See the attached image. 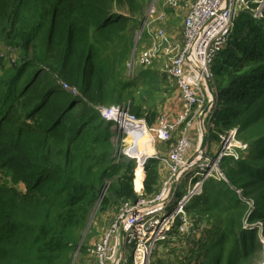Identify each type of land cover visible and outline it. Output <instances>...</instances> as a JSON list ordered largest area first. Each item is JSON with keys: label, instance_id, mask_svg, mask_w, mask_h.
<instances>
[{"label": "trees", "instance_id": "1", "mask_svg": "<svg viewBox=\"0 0 264 264\" xmlns=\"http://www.w3.org/2000/svg\"><path fill=\"white\" fill-rule=\"evenodd\" d=\"M149 3L0 0V264H79L94 233L91 215L113 209L116 219L124 204L160 191L161 162L136 169L100 116V108L128 104L153 126L161 113L150 103L157 74L126 76ZM257 6L238 13L212 59L216 103L205 120L208 139L235 128L248 151L220 166L226 181H206L203 200L187 206L192 233L174 228L164 240L185 248L152 264H264V4L261 17ZM146 39L143 31L135 52ZM142 136L144 158L153 149Z\"/></svg>", "mask_w": 264, "mask_h": 264}, {"label": "built area", "instance_id": "2", "mask_svg": "<svg viewBox=\"0 0 264 264\" xmlns=\"http://www.w3.org/2000/svg\"><path fill=\"white\" fill-rule=\"evenodd\" d=\"M253 2H258L254 16L261 17L264 0H228L227 8L220 14L217 12L223 0L156 1L151 11L153 19L146 27L145 23L143 28L148 36V47L138 54L137 63L143 67L152 66L156 64L159 54L163 51L165 57L162 60L160 71L174 81L180 111L173 120H170L168 115L166 116L167 112H161L153 126H148L144 119L136 118L131 114L128 104L100 108V116L103 120L113 123L111 130L115 133L116 139L120 140L118 151L124 138L132 141L134 147L130 152L133 154L127 156L136 162V169L141 167L144 173V165L149 159L161 162L164 171L161 188L151 200L139 198L136 203H126L121 207L119 215L93 246V254L86 264H111L113 262L117 251V231L120 223L123 226L124 253L118 264L128 263L127 253L129 251L132 264H149L150 254L156 243L167 239L174 228L183 236L192 233L194 224L186 208L194 198L203 196V186L206 181L211 179L226 181L220 168L221 160L231 158L238 161L247 153L248 145L237 139V130L233 128L219 134L218 142H216L219 148L214 156L208 152L207 140L202 152L189 161L198 147L196 140L200 141V130L197 139L194 138L192 132L209 100L202 76L211 82L212 74L209 68L212 59L224 46L238 13L247 9ZM180 8L186 11L182 23V40L179 43H171L163 27L166 22L165 9ZM212 17L214 19L199 35L201 28ZM156 22L158 26L153 25ZM195 40L196 43L190 57V49ZM128 72L130 73L129 65ZM211 116L212 111L205 117V120L209 122ZM180 126L181 130L176 144L167 155L161 156L154 152L146 155L147 158L143 160L141 156L134 154L140 146L135 143L134 137L138 131L146 132L151 141L149 143L146 141L145 144L152 146V140L154 144L169 141L171 134ZM175 179L177 184L182 179H186L189 189L170 210L169 203L175 190L170 197L168 195L171 183ZM137 194L142 196V187ZM245 204L249 209L252 208L251 202L245 201ZM257 226L261 228L262 225L258 223ZM205 227V224L200 223L197 232L202 233Z\"/></svg>", "mask_w": 264, "mask_h": 264}, {"label": "rangeland", "instance_id": "3", "mask_svg": "<svg viewBox=\"0 0 264 264\" xmlns=\"http://www.w3.org/2000/svg\"><path fill=\"white\" fill-rule=\"evenodd\" d=\"M156 1L157 0H151L150 3L148 4L147 10H146V13L144 16V18H146L145 27L153 19V15H151V11L153 10V8L155 6ZM166 10L167 9H165V11ZM168 10H170V13H169V15H167L165 13L166 14V18H165L166 22L163 25V27L165 28V32L169 38V41L171 43H174L175 40H179V36L181 34L182 23H183L186 11L184 9H181V8L177 9V10H171V9H168ZM153 25L158 26V23L156 22ZM138 32H139V30L136 33V37L138 35ZM147 47H148V39H146L144 42H142L140 44L138 51L135 52L136 55H133L132 59L127 64L126 76L134 79L137 77V74L140 71H145V72L149 71V70L154 71L157 74L156 77L160 81V87H159V90L157 91L156 95H154V99L151 100L150 103L153 104L155 106V108H157L159 113L165 112V111H162V109L166 108V105L169 103V100L174 95L171 92V90H172V87L175 85V83L173 81H170L167 76L157 73L158 70H160L161 64L163 63L162 60L165 57V55L163 54V51L159 54L155 65H152L149 67H143L137 63L138 54H140V52L143 49H145V48L147 49ZM13 55H14V58H16V55L15 54H13ZM7 59L9 60V56H7ZM128 65L130 67V73L128 72ZM133 67H134V72H133ZM152 67H154L157 70H152L151 69ZM147 97H146V99L143 100L144 102L148 101ZM174 100L175 99H173V101ZM166 116H167V114H166ZM180 130H181V126L179 128H177V130L171 134L173 142L177 139V137L180 133ZM143 134L146 136L147 142L149 143L151 140L149 139V137H147L146 132H143ZM143 134H142V132H138L137 136H138L139 140H138V142L136 141L135 143L140 145V146H139V150H136L134 152V154L141 156V157H142L141 153H142V150L144 147L143 141L145 140L142 136ZM192 134L193 135L195 134L194 138L196 137L195 139H197V137L199 135V129H198L197 125L195 126V131H193ZM207 142H208V152L210 155L214 156L218 152L219 145H217V143L215 141H213L211 138H209ZM121 143L122 144L119 148L120 152L124 153L126 156L128 154H133L130 152V150L134 147V144L132 143L131 140L124 138V141ZM196 144H199L198 140H196ZM164 146H165V144H163V143L159 144L158 142H156L154 144V141L152 140V146H151V148L153 149L152 153H154V152L157 153V151L164 152V151L168 150L167 148H164ZM228 161H230L229 158L222 159L220 162L221 168L225 167ZM161 180H162V177H161ZM161 180H160V182H161ZM186 181H187L186 179H182L181 181L178 182L176 189H175V193L172 195V199L169 203V209L170 210H172L174 208V206L176 205V202L182 196H184L187 193V190L189 188L186 185ZM202 200H203V196H200V197L194 198L191 202L192 203L195 201L201 202ZM191 202L189 203V206H190ZM115 215H116V211H114L113 209L107 210V211L99 213V214L94 213V215H91V217L89 219V226L91 225V228L94 230V233H92V237L90 238L89 243H88L89 244L88 245V253L83 257L82 261L79 264H86L91 259V255L93 254V250H94L93 246L99 241L100 238H102L104 233L108 230V228L110 227L109 225L115 219ZM165 242L166 241L156 243L153 250L151 251L149 264H152V261L154 258L156 259L159 257L163 260L167 257L171 258L174 251H175L174 250L175 247H178V248L180 246L184 247V246H182V244L176 245V243H174V241L169 242L168 244H166ZM175 249L177 252H179V250L177 248H175ZM127 258H128V264H129V261L131 260V252L130 251L127 253ZM131 264H132V262H131Z\"/></svg>", "mask_w": 264, "mask_h": 264}, {"label": "water", "instance_id": "4", "mask_svg": "<svg viewBox=\"0 0 264 264\" xmlns=\"http://www.w3.org/2000/svg\"><path fill=\"white\" fill-rule=\"evenodd\" d=\"M227 5H228V0H223V3L221 5V7L219 8L217 14H220L222 13L226 8H227ZM214 19V17H212L202 28L201 30L199 31V35L202 33V31L204 30V28ZM145 21H146V18L143 19L141 25H140V28H139V32H138V35L136 37V40H135V43H134V46H133V50H132V54L135 53L136 51V47H137V43H138V40H139V37L140 35L142 34L143 32V28H144V24H145ZM198 39V37H197ZM196 39V40H197ZM196 40L193 42L192 46H191V49H190V53H189V56L191 55V53L193 52V48H194V45L196 43ZM191 57V56H190ZM202 80L205 84V87H206V90H207V93L209 95V100L207 101L204 109L202 110L200 116H199V127H200V141H199V144H198V147L196 149V151L193 153L192 157L190 158L189 161H191L194 157H196V155H198V153L202 152V150L204 149L205 145H206V141H207V135H206V129H205V117L211 112L213 111L214 109V106H215V103H216V93L212 87V84L211 82L206 79L204 76H202ZM176 179L172 181L171 183V186H170V190H169V195L168 197H170L174 190H175V187H176ZM89 226V225H88ZM87 232V228L86 230L84 231V234H83V237L76 249V252H75V255H74V258H76V254L78 253V250L82 244V241L84 239V235L85 233ZM118 245H117V251H116V255H115V258L113 260V262L111 264H118L121 260V257L124 253V242H123V226H122V223H120L119 227H118Z\"/></svg>", "mask_w": 264, "mask_h": 264}, {"label": "crops", "instance_id": "5", "mask_svg": "<svg viewBox=\"0 0 264 264\" xmlns=\"http://www.w3.org/2000/svg\"><path fill=\"white\" fill-rule=\"evenodd\" d=\"M173 94L174 95L169 100V103L166 105L167 109L166 108L163 109V111L167 112V115H168L170 120H173L174 117L177 115V113L180 111V104L176 100V98L178 97L177 88L174 90ZM173 99H175V100L173 101ZM197 127L200 130L199 122L197 123ZM193 131H195V127H194ZM194 136H195V134H194Z\"/></svg>", "mask_w": 264, "mask_h": 264}, {"label": "bare ground", "instance_id": "6", "mask_svg": "<svg viewBox=\"0 0 264 264\" xmlns=\"http://www.w3.org/2000/svg\"><path fill=\"white\" fill-rule=\"evenodd\" d=\"M138 132H142V134H143V132H145V131H144V130H140V131H138ZM137 135H138V133H137L134 137H135L136 141L138 142L139 138H138ZM146 158H147V157H144L143 160H145ZM135 183L138 184V180H136Z\"/></svg>", "mask_w": 264, "mask_h": 264}]
</instances>
